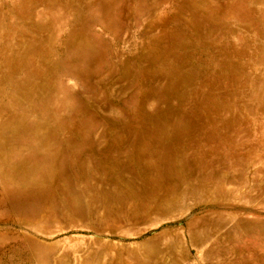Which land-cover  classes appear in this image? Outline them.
<instances>
[{"label":"rangeland","instance_id":"374dc122","mask_svg":"<svg viewBox=\"0 0 264 264\" xmlns=\"http://www.w3.org/2000/svg\"><path fill=\"white\" fill-rule=\"evenodd\" d=\"M0 264H264V0H0Z\"/></svg>","mask_w":264,"mask_h":264}]
</instances>
